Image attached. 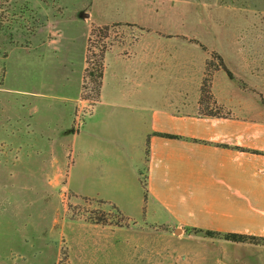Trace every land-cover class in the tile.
<instances>
[{
    "label": "crops",
    "instance_id": "0c3cea01",
    "mask_svg": "<svg viewBox=\"0 0 264 264\" xmlns=\"http://www.w3.org/2000/svg\"><path fill=\"white\" fill-rule=\"evenodd\" d=\"M114 21L142 31L107 50L100 98L83 124L76 118L86 103L81 92L90 26L78 40L61 28L49 53L56 55V121H46V139L56 146V163L66 167L67 188L105 197L129 216L147 215L155 223L264 236V106L254 94L264 96V46L238 42L246 36L240 32L226 35V45L215 43L219 33L209 42L210 34L203 37L183 19L170 28L134 20L102 23ZM211 51L234 75L221 68L212 77L223 116L204 115L200 108ZM218 242L215 264H264V245H237L247 252L234 256L229 246L235 243Z\"/></svg>",
    "mask_w": 264,
    "mask_h": 264
},
{
    "label": "rangeland",
    "instance_id": "374dc122",
    "mask_svg": "<svg viewBox=\"0 0 264 264\" xmlns=\"http://www.w3.org/2000/svg\"><path fill=\"white\" fill-rule=\"evenodd\" d=\"M182 19L203 37L210 34L209 42L219 33L222 39L215 43L226 45L231 43L223 39L226 35L240 32L246 36L238 42L258 50L264 46V0H0V264H215L214 246L225 239L155 223L147 215L129 216L121 209L129 225L95 222L103 212L113 223L121 220L99 199L116 203L72 193L65 165L56 163V146H47L46 139V121H56V55L49 53L56 49L61 28L65 37L78 40L89 25L88 52L94 25L118 23L104 38L108 49L142 31L132 22H102H161L170 28ZM72 54L76 66L78 50ZM253 55L261 59L260 51ZM239 82L247 86L241 76ZM83 83L86 103L76 118L81 124L94 106V100L82 98L88 91ZM254 94L264 106L263 94ZM228 242L236 244L229 246L234 256L247 252L237 246L246 243Z\"/></svg>",
    "mask_w": 264,
    "mask_h": 264
},
{
    "label": "trees",
    "instance_id": "16d2710c",
    "mask_svg": "<svg viewBox=\"0 0 264 264\" xmlns=\"http://www.w3.org/2000/svg\"><path fill=\"white\" fill-rule=\"evenodd\" d=\"M118 24V23H117ZM114 24H104V25H94L91 29L89 46L87 52V66L85 69L83 89H88L86 93L82 94V98L94 100V104L99 100L101 87L103 83L104 67H105V54L110 46L107 42L104 41V38H107L111 34V29L117 25ZM195 40V39H193ZM196 42L199 43L198 40ZM97 49V50H96ZM213 58H218V62H214L213 59H208L206 64V71L201 85L200 93V108L201 112L207 116H223L225 113L221 112H212V106H216L220 111L223 110V106L219 105L217 100L212 94V77L213 73L218 69H224L231 78H234L233 73L226 66L223 57L215 51H212L210 54ZM85 94V95H84ZM208 111V112H207ZM160 135L166 137H180L178 135L170 133H159ZM252 152L259 153L257 150H251ZM149 153V149L147 151ZM142 182L146 187V175L142 177ZM146 198L148 193L146 191ZM103 204H110L113 209L116 210L117 214L122 218L121 220L113 223L112 220L108 217V213L103 212L100 218L95 219V222L102 224H115L119 226H127L131 221L120 208L113 203H108L104 199H99ZM189 230L203 234L206 237L212 238H222L227 241L238 242V243H252V244H263L264 236H258L254 234L240 233V232H225L220 230L202 228V227H189Z\"/></svg>",
    "mask_w": 264,
    "mask_h": 264
},
{
    "label": "water",
    "instance_id": "95a60500",
    "mask_svg": "<svg viewBox=\"0 0 264 264\" xmlns=\"http://www.w3.org/2000/svg\"><path fill=\"white\" fill-rule=\"evenodd\" d=\"M180 230H181L180 228H177V229L175 230V232L178 233Z\"/></svg>",
    "mask_w": 264,
    "mask_h": 264
}]
</instances>
